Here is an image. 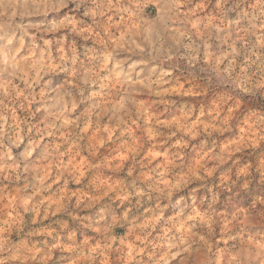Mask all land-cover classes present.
I'll return each mask as SVG.
<instances>
[{"label":"clouds","instance_id":"obj_1","mask_svg":"<svg viewBox=\"0 0 264 264\" xmlns=\"http://www.w3.org/2000/svg\"><path fill=\"white\" fill-rule=\"evenodd\" d=\"M0 264H264V0H0Z\"/></svg>","mask_w":264,"mask_h":264}]
</instances>
